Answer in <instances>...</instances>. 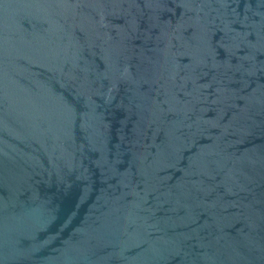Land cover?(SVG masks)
I'll list each match as a JSON object with an SVG mask.
<instances>
[{
  "label": "water",
  "instance_id": "1",
  "mask_svg": "<svg viewBox=\"0 0 264 264\" xmlns=\"http://www.w3.org/2000/svg\"><path fill=\"white\" fill-rule=\"evenodd\" d=\"M0 264H264V0H0Z\"/></svg>",
  "mask_w": 264,
  "mask_h": 264
}]
</instances>
